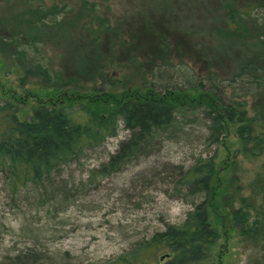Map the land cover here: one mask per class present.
I'll return each mask as SVG.
<instances>
[{
  "label": "trees",
  "instance_id": "obj_1",
  "mask_svg": "<svg viewBox=\"0 0 264 264\" xmlns=\"http://www.w3.org/2000/svg\"><path fill=\"white\" fill-rule=\"evenodd\" d=\"M89 8L83 0L81 12L69 16L66 5L0 0V59L20 69L22 85H37L22 93L0 85L1 95L7 97L0 100V180L12 202L39 209L74 201L73 189L61 182L64 167L78 163L124 128L129 137L100 167L90 170V178H105L154 153L172 129L195 113L202 116L208 131L207 146L222 144L234 128L244 153L257 157L264 152V134L256 132L257 117L264 122V0H203L200 12L192 17L168 20L149 13L143 22L129 18L115 26L107 17L97 20L83 12ZM85 15L88 18L82 22ZM65 33L73 37L71 43L60 40ZM194 34L200 38L212 34L234 43L214 56L208 53V43L193 39ZM54 42L60 50L58 68L41 50ZM173 56L201 57L221 65L225 61L234 65L238 77L252 76L259 101L256 116H248L243 103L226 102L200 81L178 88L158 87L143 79L145 72L155 76ZM115 63L137 69L141 84L121 91L111 82L105 88H83L84 81L108 77ZM1 66L8 65L0 60ZM31 97L36 105L23 119L18 106ZM215 158L216 153L200 154L187 167L166 165L165 177L159 179L171 187L170 197L199 202L180 223H165L163 229L135 239L98 264H189L207 259L221 238L215 223L225 234L228 229L248 234L247 212L224 211L228 197L219 177L221 162L217 164ZM260 188L264 192L263 184ZM254 223V232L264 234V220ZM69 258L68 251L53 253L35 243L0 254V264H65Z\"/></svg>",
  "mask_w": 264,
  "mask_h": 264
},
{
  "label": "rangeland",
  "instance_id": "obj_2",
  "mask_svg": "<svg viewBox=\"0 0 264 264\" xmlns=\"http://www.w3.org/2000/svg\"><path fill=\"white\" fill-rule=\"evenodd\" d=\"M43 1L47 6L66 5L67 9L70 8L69 16L80 13L83 4V0ZM84 1L90 8L83 9V12L97 20L99 17H107L113 26L129 18H134L138 23L143 22L142 19L149 13L162 14L168 20H174V16L192 17L200 12L198 6L203 2ZM87 18L88 15H85L82 22ZM176 25L181 26L179 21ZM193 39L207 42L208 53L214 56L225 53L234 43L212 34H205L202 38L194 34ZM60 40L71 43L74 39L65 33ZM55 44L45 46L44 50L40 48L47 59L52 61L54 68H58L60 60L57 54L60 50ZM0 60L2 64L8 65L0 67V85L5 89L11 88L22 93L37 86L30 82L22 85L20 69L5 59ZM233 67V64L225 61L221 65L209 63L201 57L173 56L168 64L161 65L154 72L155 76L145 72L144 78H138L140 75H137V69L115 63L104 80L97 78L95 82L84 81L81 85L84 89L105 88L111 82L114 84L112 88L121 91L124 87L139 86L142 78L154 82L158 87L185 88L193 84V81H200L205 88L220 94L226 102L243 103L248 116H256L254 107L259 101L254 91L257 83L252 76L238 77ZM262 89L258 88L257 92ZM5 98L0 92V100L4 101ZM35 105L33 97L27 103H20L19 116L28 118ZM256 132L264 134V122L260 117H257ZM207 133L202 116L199 113L189 115L161 140L154 153L141 157L105 178H90V170L100 167L109 154L114 153L119 144L129 137L130 132L120 128L117 136L109 138L102 147L90 151L78 163L64 167L61 182L64 181L66 188L73 189L75 200L59 206L38 209L22 204L20 207L7 196L0 180V254L16 253L41 243L53 253L68 251L71 258L65 264H98L122 252L135 239L163 229L165 223H180L199 199L171 198V187L165 179H159L165 177L164 168L168 164L187 167L200 154L208 157L216 153V163L221 162L219 177L223 179L228 197L224 211L234 208L247 212L245 226L251 231L241 234L237 229H228L225 234L221 225L215 223L221 238L209 250L207 259L189 264H217L219 255L220 264H264V234L254 232V222L264 220V192L260 188L264 185V152L257 157L244 153L234 128H230L222 144L207 146ZM226 160L228 165L224 167Z\"/></svg>",
  "mask_w": 264,
  "mask_h": 264
}]
</instances>
